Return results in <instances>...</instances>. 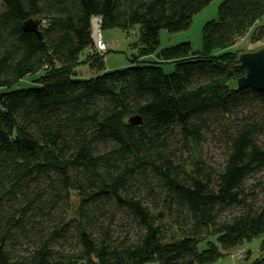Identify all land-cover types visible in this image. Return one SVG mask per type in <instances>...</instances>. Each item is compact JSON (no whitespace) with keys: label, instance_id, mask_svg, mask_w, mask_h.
<instances>
[{"label":"trees","instance_id":"16d2710c","mask_svg":"<svg viewBox=\"0 0 264 264\" xmlns=\"http://www.w3.org/2000/svg\"><path fill=\"white\" fill-rule=\"evenodd\" d=\"M210 1L0 0V264H219L258 237L240 264H264V93L235 82L264 0L221 1L200 49L158 47ZM93 23L138 24L127 65L103 67ZM80 63L94 75L73 77ZM259 172L257 203L244 182Z\"/></svg>","mask_w":264,"mask_h":264},{"label":"rangeland","instance_id":"374dc122","mask_svg":"<svg viewBox=\"0 0 264 264\" xmlns=\"http://www.w3.org/2000/svg\"><path fill=\"white\" fill-rule=\"evenodd\" d=\"M221 1L223 0H211L203 9H201L191 17L189 26L183 30L175 32H170L165 29L159 30L158 47L164 48L176 45L180 42L188 41L190 42L191 48L193 50L200 49L202 26L206 21L215 19L217 17V9ZM261 21L262 23H264V15L261 18ZM93 26L95 27L94 33L97 34V38H100L103 41L104 47L105 49H107V52H105L103 58V67L105 69H113L127 65L129 63L128 57L130 58L137 52V43L139 36L138 24L134 25L127 32L117 27H108L99 31V27H97L96 23H93ZM262 46H264V39L258 42L251 43L247 40L246 37H244L238 41L237 48H240L242 52H249L254 51ZM161 68L165 73H169L173 70L171 63H162ZM91 75H94L92 69H90L87 64L80 63L76 66L75 72L72 76L75 78H86ZM26 86H29V84L19 83L16 87ZM260 140L264 144V135L260 137ZM223 153L224 147L221 141L210 139L205 145L202 146V159L204 162L201 165L203 170H208L215 175V173L218 172L222 166ZM261 173L262 172L251 175L244 182L247 190L253 188L255 189L256 195H254V199L257 203H260L262 195L260 189L255 188L254 184L260 180ZM238 210L239 207L231 206L230 208H227L226 210L221 212L220 219L229 218V216H231ZM260 240V237L254 238L250 242L237 246L232 251H229L227 255H224L222 259L219 260V264L243 263L247 255L246 252H249L250 259H253L258 254Z\"/></svg>","mask_w":264,"mask_h":264},{"label":"water","instance_id":"95a60500","mask_svg":"<svg viewBox=\"0 0 264 264\" xmlns=\"http://www.w3.org/2000/svg\"><path fill=\"white\" fill-rule=\"evenodd\" d=\"M37 21L31 20L25 22L22 27L28 30H37ZM39 35V33H37ZM238 61L244 68L245 73L236 78L238 89L250 88L255 91L264 93V46L249 52H241L238 55ZM130 122L140 123L138 116L129 118Z\"/></svg>","mask_w":264,"mask_h":264},{"label":"built area","instance_id":"2783aa9c","mask_svg":"<svg viewBox=\"0 0 264 264\" xmlns=\"http://www.w3.org/2000/svg\"><path fill=\"white\" fill-rule=\"evenodd\" d=\"M96 45L99 47V48L97 47L99 50H104L105 49L104 43H103V41L100 38H96Z\"/></svg>","mask_w":264,"mask_h":264}]
</instances>
